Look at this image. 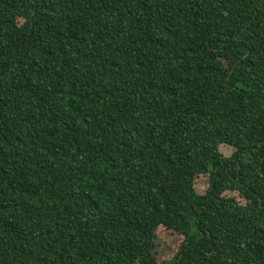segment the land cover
<instances>
[{
	"label": "trees",
	"instance_id": "1",
	"mask_svg": "<svg viewBox=\"0 0 264 264\" xmlns=\"http://www.w3.org/2000/svg\"><path fill=\"white\" fill-rule=\"evenodd\" d=\"M263 23L264 0H0V264H136L159 228L167 264H264Z\"/></svg>",
	"mask_w": 264,
	"mask_h": 264
},
{
	"label": "rangeland",
	"instance_id": "2",
	"mask_svg": "<svg viewBox=\"0 0 264 264\" xmlns=\"http://www.w3.org/2000/svg\"><path fill=\"white\" fill-rule=\"evenodd\" d=\"M264 30V23L262 24ZM220 153L224 157H229L233 149L226 146L219 147ZM207 187V181L204 176L196 178L194 182V189L198 194H204ZM226 197L234 198L237 203L243 204V200L240 199L235 193L226 192ZM181 237L171 231L164 229H157L154 237L151 239L144 254H142L140 260L136 264H167L176 254Z\"/></svg>",
	"mask_w": 264,
	"mask_h": 264
}]
</instances>
